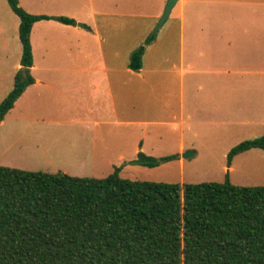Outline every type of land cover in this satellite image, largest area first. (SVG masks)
I'll return each instance as SVG.
<instances>
[{
  "label": "crops",
  "instance_id": "obj_1",
  "mask_svg": "<svg viewBox=\"0 0 264 264\" xmlns=\"http://www.w3.org/2000/svg\"><path fill=\"white\" fill-rule=\"evenodd\" d=\"M167 1L88 0L95 12L85 27L36 22L31 31L35 82L9 113L32 92L34 98L27 101L35 121L42 97L38 88H47L54 111L43 122L55 126L48 137L78 135L80 152L105 162L112 172L124 165L123 172L140 151L156 157L168 136L177 138L174 154L184 164L181 155L196 153L199 141L225 140L264 127V0H178L135 71L129 67L131 56L151 36ZM12 13L7 23H0V56L10 55L13 35L21 62L20 19ZM73 54L71 65L51 64L64 63L61 57ZM47 55V64L37 61ZM76 125L78 132L68 130ZM263 135L264 130L257 136ZM251 152L264 155L262 149L239 154L230 171L235 159Z\"/></svg>",
  "mask_w": 264,
  "mask_h": 264
},
{
  "label": "trees",
  "instance_id": "obj_2",
  "mask_svg": "<svg viewBox=\"0 0 264 264\" xmlns=\"http://www.w3.org/2000/svg\"><path fill=\"white\" fill-rule=\"evenodd\" d=\"M7 2L20 19L26 77L22 69L16 73L0 104V122L35 82L33 25L77 24ZM154 39L133 52L131 69L142 68ZM252 149L264 150V135L234 146L227 167ZM178 158L140 151L126 164L156 168ZM123 166L104 178L0 166V264H264V186L131 180L121 176Z\"/></svg>",
  "mask_w": 264,
  "mask_h": 264
},
{
  "label": "rangeland",
  "instance_id": "obj_3",
  "mask_svg": "<svg viewBox=\"0 0 264 264\" xmlns=\"http://www.w3.org/2000/svg\"><path fill=\"white\" fill-rule=\"evenodd\" d=\"M19 2L20 6L31 14L57 12L60 16L80 20L77 21L78 26L94 17L95 12L94 4L88 0H19ZM8 13L14 15L7 1L0 0V23H7ZM158 23L152 27L151 36L156 35L154 33ZM3 36L8 37V34L4 33ZM12 37L8 53L10 55L6 58L0 56V104L14 86V75L17 72L15 67L17 62H20L15 51L17 39L13 40ZM18 45H21L20 41ZM74 57V54L72 56L65 55L60 59L64 63L53 61L51 64L71 65V60ZM37 61L47 64L48 55L43 58L38 56ZM38 89L42 93V97L38 98L40 117L35 121L31 119L35 112L31 101L27 100H32L34 97L32 92H29L26 98L19 102L14 111L9 113L5 121L0 124V166L27 171L62 172L78 177H107L112 172V167L106 165L105 162H94L91 154L81 153V140L78 135L58 140L53 136L48 137V133H52L55 126L43 121L47 120L48 113L53 112L54 108L48 104L49 90L47 88ZM56 100L63 103L60 97H56ZM58 129L60 130L59 127ZM68 130L78 132L79 126L68 127ZM263 130L264 127L247 128L245 133L234 135L225 140L209 141L208 143L199 141L196 153L193 150L186 151V153L192 154L186 159L183 154L181 155L182 159L186 160L184 164L177 161L178 159L156 168L125 164L127 167L122 175L131 180L150 182L202 183L229 180L232 184L239 186H264L263 154L251 152L238 157L234 161V169L231 172L227 167L228 152H226L227 148H233L242 141L258 138L257 135ZM155 141L151 142L155 145ZM176 143L175 136H168L163 143V149L156 152L157 156L164 157L176 153ZM109 156L115 157L116 155Z\"/></svg>",
  "mask_w": 264,
  "mask_h": 264
},
{
  "label": "water",
  "instance_id": "obj_4",
  "mask_svg": "<svg viewBox=\"0 0 264 264\" xmlns=\"http://www.w3.org/2000/svg\"><path fill=\"white\" fill-rule=\"evenodd\" d=\"M178 0H168L167 1V4H166V7H165V10H164V13L162 15V17L160 18L159 20V23H158V26L156 27L155 29V33L154 34H157L159 29L161 28V26L164 24V22L167 20V18L169 17L170 13H171V10L173 9V7L175 6L176 2ZM80 27H85L84 25L82 24H79ZM22 73H23V78L26 77V74H25V69L22 68ZM192 154L191 153H183V157L187 158L189 156H191Z\"/></svg>",
  "mask_w": 264,
  "mask_h": 264
}]
</instances>
